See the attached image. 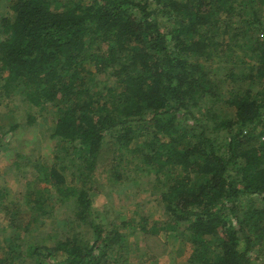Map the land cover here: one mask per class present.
<instances>
[{"label": "trees", "instance_id": "trees-1", "mask_svg": "<svg viewBox=\"0 0 264 264\" xmlns=\"http://www.w3.org/2000/svg\"><path fill=\"white\" fill-rule=\"evenodd\" d=\"M0 1L2 93L16 87L39 110L54 108L51 136L90 170L110 152V161L126 153L158 176L170 169L157 178L164 224L184 226L189 264H264V149L254 130L242 134L264 112L253 91L264 80V0ZM235 48L252 58L246 72ZM214 53L219 68L206 70ZM100 73L110 82L90 78ZM219 103L228 108L216 110ZM137 138L142 145L129 148ZM64 171L52 165L41 181L61 196L55 205L71 204L72 217L55 250L39 257L122 264L116 224L92 210L88 190L62 188ZM41 193L37 210L47 200Z\"/></svg>", "mask_w": 264, "mask_h": 264}, {"label": "rangeland", "instance_id": "rangeland-1", "mask_svg": "<svg viewBox=\"0 0 264 264\" xmlns=\"http://www.w3.org/2000/svg\"><path fill=\"white\" fill-rule=\"evenodd\" d=\"M6 11L5 1H0V13L4 15ZM235 54L244 64L238 67L246 72L252 64V58L237 48ZM220 61L221 58L214 53L211 62L205 63V69H218ZM224 64L229 66L231 62L225 61ZM89 70L96 73L92 64H89ZM4 78L0 80V264H53L61 258L56 251L49 263L39 257L55 250L56 240L67 230L72 217L71 204L55 205L54 198L61 196L55 193V188L48 182L41 181L42 174L52 165L65 168L64 190L67 187L88 190L92 210L103 219L104 224H116L121 240L114 246V252L119 262L189 264L193 246L184 241V226L173 228L164 224L166 213L160 195L165 189L157 178L165 179L170 169L166 168L165 176H158L140 158L126 153H116L110 161L111 152L103 156L97 168L88 169L77 153L73 155L69 149L65 153L68 146L51 136L54 108L47 106L39 110L26 101L24 90L16 87L13 94L6 96L1 87ZM90 78L98 82H110L106 73ZM253 80L252 85L255 86L256 80ZM229 89L226 87L224 90L225 98L230 95ZM253 91H256L254 94L259 99L264 100V80L256 83ZM213 106L220 111L228 108L224 103ZM228 110L229 115L233 113L232 108ZM13 125L16 127L9 130ZM143 141L144 138H137L129 148L134 144L142 145ZM107 142L109 145L106 148L113 151L111 141ZM94 184L97 190L91 191L90 186ZM39 192L47 200L42 209L37 210L33 203L40 197ZM247 201L244 200L243 207L249 203ZM121 221H126L124 227L120 225ZM12 223L20 224L19 228L13 227ZM141 227L148 232L145 233ZM151 227L157 230L156 234H149L150 229L154 230ZM11 246L16 249V253L8 251ZM17 253L21 255L17 256Z\"/></svg>", "mask_w": 264, "mask_h": 264}, {"label": "built area", "instance_id": "built-area-1", "mask_svg": "<svg viewBox=\"0 0 264 264\" xmlns=\"http://www.w3.org/2000/svg\"><path fill=\"white\" fill-rule=\"evenodd\" d=\"M259 122L256 124H252L249 128H246L242 131L243 135L251 134L252 130H254V135L256 137L257 144L264 149V112L259 117ZM263 255H264V245L262 247Z\"/></svg>", "mask_w": 264, "mask_h": 264}]
</instances>
